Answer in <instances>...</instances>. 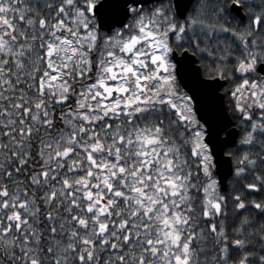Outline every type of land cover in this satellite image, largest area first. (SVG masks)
<instances>
[{
    "label": "snow or ice",
    "instance_id": "6c2138e0",
    "mask_svg": "<svg viewBox=\"0 0 264 264\" xmlns=\"http://www.w3.org/2000/svg\"><path fill=\"white\" fill-rule=\"evenodd\" d=\"M0 264H264V0H0Z\"/></svg>",
    "mask_w": 264,
    "mask_h": 264
}]
</instances>
